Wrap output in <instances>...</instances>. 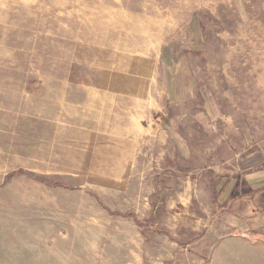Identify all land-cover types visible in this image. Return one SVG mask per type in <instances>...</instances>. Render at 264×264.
Listing matches in <instances>:
<instances>
[{
  "label": "rangeland",
  "instance_id": "1",
  "mask_svg": "<svg viewBox=\"0 0 264 264\" xmlns=\"http://www.w3.org/2000/svg\"><path fill=\"white\" fill-rule=\"evenodd\" d=\"M210 105L264 149V0H0V264H264Z\"/></svg>",
  "mask_w": 264,
  "mask_h": 264
},
{
  "label": "crops",
  "instance_id": "2",
  "mask_svg": "<svg viewBox=\"0 0 264 264\" xmlns=\"http://www.w3.org/2000/svg\"><path fill=\"white\" fill-rule=\"evenodd\" d=\"M186 83L188 87L182 90V95H190V93H192V91L188 89L191 83ZM193 89L195 90V87H193ZM221 109L222 108L219 106L213 108V106L210 105L209 110H204L207 113L200 116L197 120H201L203 122L201 125L204 124L205 126H208L211 122L210 126L212 130L215 123L222 121L227 124L226 129L235 131L236 136L230 143L224 142L223 138L211 142L208 146L212 149L209 153L205 154V156L209 161H213V164L217 168L232 166V170L223 178L226 180L224 185L229 187L228 190L225 191L226 198L233 193V188H235V191L243 193L241 201L255 198L256 201H254L252 206L258 208L262 203L261 201H264V160H262L264 149L261 147L262 131L259 129L260 125H256L253 121L249 123L244 121L240 122L237 119L236 112L235 121V117L232 115L229 117V114L226 113L225 116H223ZM235 110L238 109L236 107L231 108V111ZM207 130L209 129L207 128ZM226 145L229 146L231 153H229L226 160H217V153L215 152L220 147ZM185 146L184 151L185 153L188 152V156L198 158L200 155L199 151H193L192 149L201 148L203 145L194 143L192 147L186 144Z\"/></svg>",
  "mask_w": 264,
  "mask_h": 264
}]
</instances>
